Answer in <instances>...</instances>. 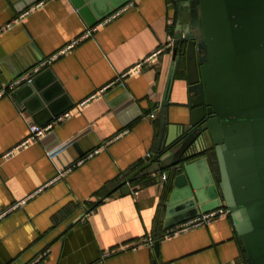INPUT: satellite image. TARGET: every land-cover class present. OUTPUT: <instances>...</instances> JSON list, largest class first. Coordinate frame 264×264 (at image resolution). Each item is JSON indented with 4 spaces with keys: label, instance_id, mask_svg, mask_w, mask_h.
<instances>
[{
    "label": "crops",
    "instance_id": "obj_1",
    "mask_svg": "<svg viewBox=\"0 0 264 264\" xmlns=\"http://www.w3.org/2000/svg\"><path fill=\"white\" fill-rule=\"evenodd\" d=\"M124 7L110 24L89 26L71 0H44L27 9L22 0H0V29L19 19L0 35V91L24 66L77 41L49 67L73 103L70 118L49 134L63 143L79 137L82 147L95 148L79 161L68 152L52 156L43 138L16 150L29 136L26 122L35 120L12 91L0 98V215L9 211L0 220V264H29L37 257L38 264H251L225 214L160 238L158 253L155 243L135 247L165 231L173 176L164 169L169 161L155 162L157 147L161 134H179L189 124L190 113L179 70L161 131L172 64V49L165 46L178 15L176 0H131ZM162 47L153 64L101 93ZM211 154L200 158L208 159L218 182ZM206 171L196 168L201 182Z\"/></svg>",
    "mask_w": 264,
    "mask_h": 264
},
{
    "label": "water",
    "instance_id": "obj_2",
    "mask_svg": "<svg viewBox=\"0 0 264 264\" xmlns=\"http://www.w3.org/2000/svg\"><path fill=\"white\" fill-rule=\"evenodd\" d=\"M22 1L27 9L44 0ZM71 1L86 19L89 17V26H95L131 0ZM176 6L161 131L166 128L172 88L182 68L190 122L179 134H161L157 147L155 162L164 165L169 161V174L174 175L165 230L227 209L250 263L264 264V0H176ZM42 60L18 70L7 86ZM11 96L22 98L19 106L25 107L39 126L73 107L50 68L15 88ZM41 142L52 156L68 152L73 161L95 149L82 147L79 137L63 143L54 132ZM209 151L216 159L219 182L208 159L200 158ZM153 162L134 172L128 182ZM203 166L208 175L201 182L196 168ZM171 217L177 222L171 223ZM158 245L155 243L157 253Z\"/></svg>",
    "mask_w": 264,
    "mask_h": 264
},
{
    "label": "built area",
    "instance_id": "obj_3",
    "mask_svg": "<svg viewBox=\"0 0 264 264\" xmlns=\"http://www.w3.org/2000/svg\"><path fill=\"white\" fill-rule=\"evenodd\" d=\"M40 4H43V1L40 2ZM126 10V8H122L118 11H116L115 13H113L111 16H109L108 18H106L105 20H103L102 22H100L99 25H107L110 24L111 22H113L116 18H118L124 11ZM21 19V18H20ZM19 19L10 22L9 24L5 25L4 27H2L0 29V35L2 33H4L7 30H11L14 25L18 22ZM89 36V33L86 34V37ZM77 43L73 42L72 44L68 45L66 48L58 51L57 53H55L53 56H51L50 58H48L47 60H45L44 62H41L39 65H37L36 67H34L28 74H26L25 76H23L22 78H20L19 80H17L16 82H14L13 84H11L10 86H7L8 88H4L0 91V98L2 96H10L11 91H13L15 88H17L18 86H20L23 83L26 82H30V80L36 76L37 74L43 72L45 69L49 68L51 66V64L57 60L61 55L65 54L67 51L71 50L74 45ZM174 45V38L173 35L168 37V43L165 47L172 49ZM164 48H160L158 49L155 53H153L151 56H149L148 58L138 62L137 64H135L132 68H130L129 70H127L126 72H124L116 82L112 83L110 86L104 88L103 90H101V93L107 91L108 88L113 87L114 85H122L119 84V82H121L124 78H127L131 75H136L139 74L140 72H142V70H144L147 66H149L150 64H153L154 60L163 52ZM84 101L83 103L80 104L81 107H83L87 102ZM71 114L69 112H66L64 114H62L61 116L57 117L53 122L45 125V126H39L37 125L35 122H26L28 125V129H29V136L19 145L16 147V150H19L21 148H27L29 147L31 144L41 140L42 138H44L47 134H49L55 126H57L58 124L63 123L64 121H66L68 118H70ZM151 119H155L156 115L155 114H151L150 115ZM119 137V136H118ZM12 152H10L8 155L12 154ZM95 153H92L91 155H89V157H92ZM163 179H166L165 177ZM9 211L4 212L3 214L0 215V220L6 215L8 214ZM229 215V211L227 209H221L218 211H214L212 213L209 214H205L199 218H196L186 224H183L179 227H174L168 230H165L162 234V238H170L174 235H177L178 233H182L184 231H187L191 228H197V227H201L203 225H206L207 223H209V221L213 218H216L218 216H222V215ZM156 242V237H146L143 238L142 240L138 241L135 247H140V246H153L154 243ZM110 254H106V256H108ZM42 261V257H37L35 258L31 263L29 264H38Z\"/></svg>",
    "mask_w": 264,
    "mask_h": 264
},
{
    "label": "trees",
    "instance_id": "obj_4",
    "mask_svg": "<svg viewBox=\"0 0 264 264\" xmlns=\"http://www.w3.org/2000/svg\"><path fill=\"white\" fill-rule=\"evenodd\" d=\"M175 26V25H174ZM174 26H173V32H174ZM171 33V35H173L174 33ZM181 62H184V61H181ZM183 70H181L183 72V76L185 75L184 74V68H182ZM212 158H213V161H214V166H215V171H216V174H217V177H218V182H219V174H218V166H217V163H216V159L214 158V154H211ZM164 169H167L169 171V168L168 166H165ZM174 176V175H173ZM162 234L163 232H159L155 237H156V241L159 240L160 238H162Z\"/></svg>",
    "mask_w": 264,
    "mask_h": 264
},
{
    "label": "flooded vegetation",
    "instance_id": "obj_5",
    "mask_svg": "<svg viewBox=\"0 0 264 264\" xmlns=\"http://www.w3.org/2000/svg\"><path fill=\"white\" fill-rule=\"evenodd\" d=\"M189 20H188V17H184V22L187 23ZM212 154H213V151H210Z\"/></svg>",
    "mask_w": 264,
    "mask_h": 264
},
{
    "label": "rangeland",
    "instance_id": "obj_6",
    "mask_svg": "<svg viewBox=\"0 0 264 264\" xmlns=\"http://www.w3.org/2000/svg\"><path fill=\"white\" fill-rule=\"evenodd\" d=\"M214 158H215V156H214Z\"/></svg>",
    "mask_w": 264,
    "mask_h": 264
}]
</instances>
